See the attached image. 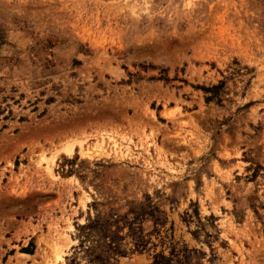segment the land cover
Segmentation results:
<instances>
[{
    "label": "rangeland",
    "instance_id": "obj_1",
    "mask_svg": "<svg viewBox=\"0 0 264 264\" xmlns=\"http://www.w3.org/2000/svg\"><path fill=\"white\" fill-rule=\"evenodd\" d=\"M0 264H264V0H0Z\"/></svg>",
    "mask_w": 264,
    "mask_h": 264
},
{
    "label": "bare ground",
    "instance_id": "obj_2",
    "mask_svg": "<svg viewBox=\"0 0 264 264\" xmlns=\"http://www.w3.org/2000/svg\"><path fill=\"white\" fill-rule=\"evenodd\" d=\"M80 141V140H79ZM72 142V141H71ZM70 142V144H72ZM78 143H80V142H78ZM74 144V143H73ZM73 144H72V146H73ZM80 145H82V144H80ZM64 146V145H63ZM62 146V147H63ZM72 146L71 145H69V142H68V144L66 145V143H65V146H64V149L61 147V150H63V152H64V150L67 152V153H69V154H71V152H72ZM81 147V146H80ZM74 148V147H73ZM59 151H60V149H59ZM58 257H59V255H57Z\"/></svg>",
    "mask_w": 264,
    "mask_h": 264
},
{
    "label": "trees",
    "instance_id": "obj_3",
    "mask_svg": "<svg viewBox=\"0 0 264 264\" xmlns=\"http://www.w3.org/2000/svg\"><path fill=\"white\" fill-rule=\"evenodd\" d=\"M214 87H216V86H212L211 88H214ZM205 90H210V88L205 87Z\"/></svg>",
    "mask_w": 264,
    "mask_h": 264
}]
</instances>
